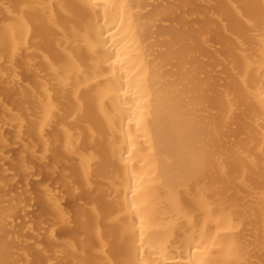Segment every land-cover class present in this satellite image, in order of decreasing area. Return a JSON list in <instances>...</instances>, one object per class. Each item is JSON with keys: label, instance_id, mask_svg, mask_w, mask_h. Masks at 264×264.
<instances>
[{"label": "bare ground", "instance_id": "1", "mask_svg": "<svg viewBox=\"0 0 264 264\" xmlns=\"http://www.w3.org/2000/svg\"><path fill=\"white\" fill-rule=\"evenodd\" d=\"M0 264H264V0H0Z\"/></svg>", "mask_w": 264, "mask_h": 264}]
</instances>
